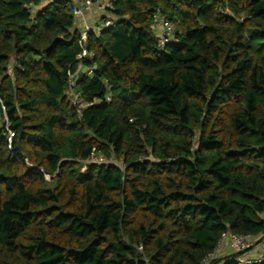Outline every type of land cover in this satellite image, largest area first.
<instances>
[{
	"label": "trees",
	"instance_id": "trees-1",
	"mask_svg": "<svg viewBox=\"0 0 264 264\" xmlns=\"http://www.w3.org/2000/svg\"><path fill=\"white\" fill-rule=\"evenodd\" d=\"M104 17L83 48L70 0H0V264H202L228 232L263 242L264 0Z\"/></svg>",
	"mask_w": 264,
	"mask_h": 264
},
{
	"label": "built area",
	"instance_id": "built-area-1",
	"mask_svg": "<svg viewBox=\"0 0 264 264\" xmlns=\"http://www.w3.org/2000/svg\"><path fill=\"white\" fill-rule=\"evenodd\" d=\"M116 0H70V5L75 17H78L81 21H83V28L80 31L81 40L80 43L84 48V44L88 40V36L91 32L100 35L104 32V30L112 25L111 18L104 17L108 14V9L113 5ZM43 4V2H42ZM97 12L99 15L95 18V22L93 24H88L85 22L86 14L91 12ZM157 23H159L161 29L163 30V34L160 37V42L162 45L169 43L174 37V25L170 22L162 20L160 17H156ZM88 55V51L86 49L83 50V53L79 55V59L85 58ZM94 72V68L92 67H84L79 66L78 70L75 73L69 72L68 73V85H69V95L74 102V105L77 107L78 113L82 116L83 109L89 106L94 105L95 101L92 102H79L78 99L80 94L74 90L76 82L79 78V75L82 73H87L92 75ZM108 85L109 82L106 81ZM107 101L112 100V95L108 92L105 96ZM1 102V99H0ZM5 111V107H3ZM6 136L10 143L12 144L13 137L15 133L12 129H10L8 123L6 124ZM28 164L29 161L25 160ZM87 163H116L115 159H108L104 155L96 154L93 152L90 158L86 161ZM86 170V167L84 168ZM49 178V177H48ZM228 246L234 252L232 255L235 260L239 264H250L253 261L254 253L257 250H262L264 248V241L258 242L255 238L247 235V236H240L234 233L228 232L224 234L223 238L219 242V246L213 253H210L203 261L202 264H212V262L220 257L219 250L222 247ZM253 254H249L250 252ZM222 264V263H219Z\"/></svg>",
	"mask_w": 264,
	"mask_h": 264
},
{
	"label": "crops",
	"instance_id": "crops-1",
	"mask_svg": "<svg viewBox=\"0 0 264 264\" xmlns=\"http://www.w3.org/2000/svg\"><path fill=\"white\" fill-rule=\"evenodd\" d=\"M98 15L99 13L95 11L91 13H87V16H85L86 18L85 22H87L88 24H93L95 22V18ZM80 23H83V21L80 20ZM218 252L220 254V257L232 256L234 254V252L228 246L222 247Z\"/></svg>",
	"mask_w": 264,
	"mask_h": 264
},
{
	"label": "rangeland",
	"instance_id": "rangeland-1",
	"mask_svg": "<svg viewBox=\"0 0 264 264\" xmlns=\"http://www.w3.org/2000/svg\"><path fill=\"white\" fill-rule=\"evenodd\" d=\"M86 16H87V14H86ZM75 19L77 20V23H76L77 28H79V30H81L83 28L84 24L80 23V19L78 17H75ZM155 30H156L158 36H161L163 34V30L161 29L159 23H157V22L155 25ZM249 254L251 255V254H253V252L251 251Z\"/></svg>",
	"mask_w": 264,
	"mask_h": 264
}]
</instances>
